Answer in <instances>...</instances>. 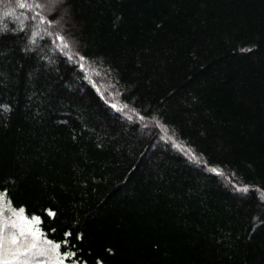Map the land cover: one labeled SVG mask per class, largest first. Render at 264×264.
I'll use <instances>...</instances> for the list:
<instances>
[{
  "label": "trees",
  "instance_id": "16d2710c",
  "mask_svg": "<svg viewBox=\"0 0 264 264\" xmlns=\"http://www.w3.org/2000/svg\"><path fill=\"white\" fill-rule=\"evenodd\" d=\"M0 194L68 262L264 264V0H0Z\"/></svg>",
  "mask_w": 264,
  "mask_h": 264
},
{
  "label": "snow or ice",
  "instance_id": "6c2138e0",
  "mask_svg": "<svg viewBox=\"0 0 264 264\" xmlns=\"http://www.w3.org/2000/svg\"><path fill=\"white\" fill-rule=\"evenodd\" d=\"M21 7L25 5L21 4ZM61 39H63L61 37ZM67 46V45H65ZM115 107V105H113ZM7 204L10 207L11 202L5 201L3 195H0V212H2L3 204ZM13 215L17 217L19 223L16 221L6 223L4 220H0V264H28L27 260H21V257L25 256L26 253L31 252L33 249H37V241L43 239V234L39 231L36 225L39 224V217H32L29 220L24 216V210L20 209L19 211L12 210ZM54 215V213H49ZM13 229L19 228L18 235L13 233L10 238H6L3 233L9 227ZM31 237V243H27V237ZM24 238L23 242L18 239ZM45 243L50 245L51 251L56 255L55 264H62V260L59 256L60 245L52 244L51 241L44 240ZM37 255H44L45 250L40 249ZM65 255H71L66 253ZM10 257V258H9Z\"/></svg>",
  "mask_w": 264,
  "mask_h": 264
},
{
  "label": "rangeland",
  "instance_id": "374dc122",
  "mask_svg": "<svg viewBox=\"0 0 264 264\" xmlns=\"http://www.w3.org/2000/svg\"><path fill=\"white\" fill-rule=\"evenodd\" d=\"M42 2H43V4L45 6L51 7L53 5V3H55V0H42ZM55 23L58 24V25L61 24L59 20H56ZM4 200L7 201L5 199V197H4ZM13 209L16 210V211H19L21 208H19V209L18 208H13L11 205L9 207L6 203L3 204L2 212H0V220H4L6 223H9V224L11 222H13V221H16L17 223H19L17 217H15L13 215V212H12ZM24 216H26L25 213H24ZM26 217L29 220H31L32 217H38V216L34 215V216H31V217H28V216H26ZM36 227H38V229L40 231L39 224L36 225ZM18 232H19V228L13 229L10 226L8 229H6L4 231L3 235L6 238H10L13 233H16L18 235ZM18 239H20L22 242L24 240V238H19V237H18ZM31 239L32 238L30 236L27 237V243H31ZM44 240L50 241V240H48L47 238H45L43 236L42 240L37 241V245H38L37 249H33L31 252L26 253L25 256L21 257V260H27L28 264H55L56 255L51 251L50 245L45 243ZM52 244H56V243L52 242ZM40 249H44L45 250V254L42 255V256L36 254ZM59 256H60V259L62 260V264H81V263H76V262H68L65 259V255H63V254L59 253Z\"/></svg>",
  "mask_w": 264,
  "mask_h": 264
}]
</instances>
